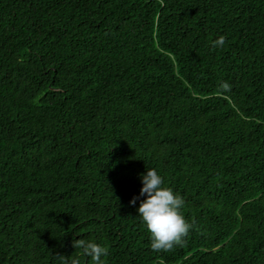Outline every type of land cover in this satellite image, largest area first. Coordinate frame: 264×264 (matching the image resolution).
Instances as JSON below:
<instances>
[{
    "label": "trees",
    "instance_id": "trees-1",
    "mask_svg": "<svg viewBox=\"0 0 264 264\" xmlns=\"http://www.w3.org/2000/svg\"><path fill=\"white\" fill-rule=\"evenodd\" d=\"M147 168L192 225L169 251L130 203ZM78 239L264 264V0H0V264H90Z\"/></svg>",
    "mask_w": 264,
    "mask_h": 264
},
{
    "label": "clouds",
    "instance_id": "clouds-1",
    "mask_svg": "<svg viewBox=\"0 0 264 264\" xmlns=\"http://www.w3.org/2000/svg\"><path fill=\"white\" fill-rule=\"evenodd\" d=\"M224 43L225 38L221 36L213 42V47H222ZM220 88L229 91L231 86L222 82ZM140 180L143 185L140 194L133 197L130 203L135 206L137 200L140 201L138 217L150 233L152 250L169 251L182 244L192 228L182 214L185 200L172 188L165 186V180L157 169L147 168L145 173L140 174ZM141 197L144 199H140ZM74 247L89 258L90 264H105L104 258L109 253L107 246L93 240L78 239L74 242ZM56 256L59 264H80L79 256Z\"/></svg>",
    "mask_w": 264,
    "mask_h": 264
}]
</instances>
